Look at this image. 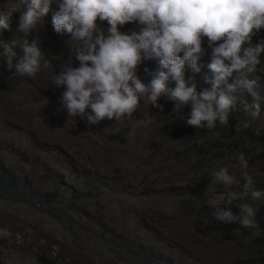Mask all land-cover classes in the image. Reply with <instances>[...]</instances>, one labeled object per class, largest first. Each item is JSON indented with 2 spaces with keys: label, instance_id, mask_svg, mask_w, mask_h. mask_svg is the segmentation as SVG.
<instances>
[{
  "label": "trees",
  "instance_id": "16d2710c",
  "mask_svg": "<svg viewBox=\"0 0 264 264\" xmlns=\"http://www.w3.org/2000/svg\"><path fill=\"white\" fill-rule=\"evenodd\" d=\"M53 3L56 4V2L52 0L51 6ZM141 28L142 27H136L134 25L132 28L125 27L124 30L122 28L119 30L130 34L133 31L139 32ZM34 32L35 31L32 32V41L30 42L36 41L37 46H40V42H42L43 45H47L50 48L47 50V53H42L41 69L33 77L20 75L16 71L15 64L19 62L23 52H19L17 47L15 48L17 55L12 58L13 67L9 70L7 57L2 55L3 51L0 47V83L3 81L5 83V87L0 89V92L10 90L12 93L10 98L0 94V200H3L7 204L23 206L34 209L37 212L55 216L60 219L61 222H64V226H66L65 222L67 216L71 217L76 213H83L88 216V221L89 219L97 220L102 227L105 225L104 220L99 221L94 210V208L99 207L98 203L100 199L94 200V198H99L103 193L111 195L112 198L117 201L116 212H118L119 207L122 208L123 212L130 207L127 203L132 196L131 190H139L136 195L141 197L158 196L164 199L169 196L177 200L188 197L187 200L191 201L190 213L184 212L175 216L172 210L162 212L165 219H174L178 223H180L181 220L185 226V229L182 230L171 227L172 231L177 232L176 235H171L173 239H176L180 243L183 242L186 250H190L193 243L196 242L195 244L198 246L204 241V235L207 236V234L204 233L203 236H199L196 232L198 230H192V224L189 223L190 215L192 216V213H198L210 223L212 228L217 230L216 232L220 233H214L212 236H208L210 239L205 241L207 244L221 246L227 245V243H234V245L229 248L233 264H264V259H260L257 256L258 248H264V198L253 201L250 193L248 195L244 194L243 188L244 183H246L245 174H247L254 181L253 188L264 192V124L257 119L255 120L258 122H249L247 118L236 114L240 110H246L244 108V101L251 104L253 102V97L243 90H238L233 93V95L237 97V103L229 114L228 123L226 125H220L217 120L216 127L210 129L208 135L199 134L197 130L198 127L187 123L191 111L190 105L182 106L179 111H175L174 102L171 100H164L162 104L163 108L171 109V112L166 117V122L158 130V135L161 137L167 136L169 139L182 138L188 140L189 145L185 148L184 152H191L190 156L183 154V150L179 149L177 153H173L168 149L162 148L157 142L158 146H153V144H151V146L149 145V150L151 147L153 154L145 160V167L129 166V158L127 159L128 162H126L125 155L122 154L124 156L123 160L121 159L122 155H120L115 162L110 165L115 167V174L104 170L103 167L100 166L101 164H94L89 160L90 154L86 150L93 145L97 151H103L104 154H108L109 151L112 150L119 152L121 150L119 145L121 142H124L125 136H127L131 128H127L125 131L122 127L116 128L113 132H109L108 136L107 134L96 135V133L92 131L93 129H95L97 133L100 131L101 120L97 123L90 122L88 120V114H91V111L84 115L77 114L73 116L76 120L75 125L78 127H82L84 124L86 125L85 128L77 130L81 132L82 136H72V130L75 127L74 123L70 121L63 126L61 125L60 129L57 131H53V133H59L56 137L55 135L52 136L54 142L49 144V142L44 140L40 143V146L44 148L46 146L47 151L57 152L60 156L63 154V159L70 161L68 165L80 170L77 178H81L82 181L88 185V189H74V185L68 180L67 176L63 172L59 173V169L48 163L42 165L34 162V171L31 172L21 164V162L28 159L27 154L12 148L7 138L1 136L4 132L6 113L11 114V109H13L20 115L25 116L24 112L30 111V109L15 107L16 96L20 94L19 96L22 101L36 97L47 99V93H50V90L46 85H52L55 76L59 75L65 67L80 66V62L76 60L75 55L73 57L69 55L71 51L66 49L68 44L63 40L60 43L56 42V40H47L40 38L37 34H34ZM0 39L4 40L1 35ZM56 39L58 40V38ZM72 39L77 43L76 46L78 49H86L92 43V41L86 38L80 40L72 37ZM261 40H264V38L254 35L252 36L251 43L254 45ZM203 41L207 47V38H203ZM245 47H247V45H245ZM146 60H151L154 63L156 59L152 58ZM197 64L199 65L202 63L197 62ZM158 67L159 62L154 65L148 62L146 64H140L138 65L136 74L137 76L141 75L150 78L151 71L155 72ZM191 70L194 71L189 64L185 66V79L189 85L195 83L198 91L211 88V83L207 81L211 80L213 78L212 76L201 75L197 71L193 73ZM257 72H264V54L261 55V64L257 65L254 72L247 73L243 71L244 75H231L228 77V83H234L238 77L254 79ZM173 85L174 82L170 81L169 86ZM61 86L66 88L64 85ZM221 89H225L224 84L221 85ZM258 102L261 111L257 118L262 119L264 116V95L261 96V99L259 97ZM48 104L52 106L51 103ZM58 104L59 109L66 107L62 99H58ZM31 109L33 113L38 114L42 106L40 108L36 107L35 110H33L34 108L32 105ZM246 111L250 112L249 110ZM66 112L68 113V110ZM128 116L129 115L126 114L119 121L125 120ZM113 118L116 119L115 117ZM257 129L259 130L258 135ZM101 135L102 137H100ZM111 141L114 142L111 144ZM233 151L234 153L236 152V154H244L245 159L248 161V167L255 164L252 170L253 172L247 173V169L243 168L240 173L234 174L236 181H238V183L235 184L239 187L236 192L237 198L232 200L231 203L219 202L209 204L200 202L198 203L199 208H197L196 202L192 198L193 195L196 193L198 194L217 180L213 169L207 170L199 165V170L197 172L194 168L195 164L192 163L193 154L196 152L206 155L213 152L215 157L209 160L220 158L225 159L223 160L224 163H228L230 160L227 159V153H233ZM170 156L174 157L177 162L188 165L186 172H193L196 170L192 175L187 173V175L184 176L187 178H182L187 179V182L175 183L173 181L174 179L162 175L164 169H170V167L166 165L163 166L161 163L163 161L173 163ZM157 157L162 158L161 162L158 161ZM230 163L233 166L237 165L236 160L230 161ZM88 175L89 177H87ZM135 179L140 180L137 183ZM176 180L180 182L183 181L179 180V178ZM102 187H104V189H102ZM97 190L100 191L93 192ZM84 200L89 201L92 207L87 204L84 205ZM243 203H247L257 210L254 219L258 227L245 228L242 225L241 205ZM164 206H166V204H164ZM155 207V204H151L149 208L142 211L135 210V213H141L135 215V217H140V220L144 221L146 227H141L147 230L145 234H151L153 237L154 234L151 230H148V227H151V224L156 222V217L161 213L160 210L155 209ZM217 208L221 210H230L239 218L230 222L218 220L215 216ZM73 209L77 210L71 213ZM132 209H135L134 206H132ZM125 218L128 219H125V221H131L132 219L131 216H125ZM71 219L74 221L73 217H71ZM147 223H149L148 227ZM205 223V221L199 222L200 225H207ZM167 224H169V222H167ZM165 229H167V226H165ZM105 231H107V235L104 238L105 242L102 244L103 247L101 249V254H103L104 257L107 255L110 258H124L128 264H177V260L171 256V250H166L164 247L154 245L153 243L143 244L141 241L137 240L135 236L131 235V230L128 231L126 228H110ZM2 244L3 239L0 237V245ZM51 256L50 254V257H47V262L49 264H53V261H55ZM60 261L61 264L78 263L77 259L73 261H63L60 259Z\"/></svg>",
  "mask_w": 264,
  "mask_h": 264
},
{
  "label": "clouds",
  "instance_id": "9594fccd",
  "mask_svg": "<svg viewBox=\"0 0 264 264\" xmlns=\"http://www.w3.org/2000/svg\"><path fill=\"white\" fill-rule=\"evenodd\" d=\"M51 3L52 0H21L9 11L0 12V33L11 30V17L16 11L21 12L17 30L29 33L48 14ZM21 5L26 10L21 11ZM58 6L52 16L54 31L92 41L86 49L76 51L79 67L67 66L55 76L56 85H66L62 100L69 116L84 115L90 108L88 120L92 123L113 117L119 121L139 107L142 96L163 111L158 100L166 96L174 102L175 111L191 106L189 125L199 128L206 122L207 128L213 129L217 120L220 125L228 123L237 103L233 93L243 90L253 97L251 104L244 101V108L254 119L259 117L256 80L238 77L234 83H228V77L233 71L252 73L261 64L264 40L254 45L251 40L255 32L264 28V0H58ZM98 19L107 21V35L98 28ZM132 22L143 26L139 32L128 34L119 30ZM205 37L211 48L208 67L214 77L207 81L211 83L210 89L198 91L195 83L189 85L186 81L185 66L187 63L194 71L200 70L197 61L205 55ZM0 46L10 70L17 53L12 44L2 39ZM22 51L16 71L33 77L41 69V50L36 41L25 40ZM152 58L158 60L159 67L146 85L137 76V68L145 59ZM170 81L174 82L173 87L169 86ZM222 84L225 89H221ZM238 158L240 167L247 169L244 154L240 153ZM245 177L244 194L250 193L253 201L264 198V192L253 188V179L247 174ZM215 178L229 187L238 183L226 168L216 172ZM236 198L235 193H230L229 203ZM256 211L247 203L241 205V223L245 228L258 227ZM215 216L224 222L239 218L232 211L219 208Z\"/></svg>",
  "mask_w": 264,
  "mask_h": 264
},
{
  "label": "rangeland",
  "instance_id": "374dc122",
  "mask_svg": "<svg viewBox=\"0 0 264 264\" xmlns=\"http://www.w3.org/2000/svg\"><path fill=\"white\" fill-rule=\"evenodd\" d=\"M53 1H55L56 4L53 3L52 6L50 5V11L48 14L36 25L34 28L35 30L32 29L29 33H23L17 30L21 12H13L11 17V30H3L2 33H0V35L4 38L3 42L12 44L14 51L17 47L19 52H23L22 48L24 41L27 40L29 43H32L30 42L32 41V32L35 31L34 34H37L40 38L56 40L58 43L63 40L66 44H68L66 49L71 51L69 55H72L73 57L78 50V47L76 46L77 43L72 39L73 36L69 33L58 34L53 29L52 16L59 10L58 0ZM20 3L21 0H0V12H7L14 5H19ZM24 10H26V8L21 5V11ZM97 25L98 28L102 29L105 35H107V29L109 27L107 21H99L98 19ZM134 25L136 27H143L137 22H132L127 23L120 28L124 30L125 27L132 28ZM254 35L264 38V28L255 32ZM56 38H58V40ZM202 46L206 51L205 55L197 61L202 63L199 65L197 64L200 69L198 73L214 77V73L208 67L211 62V48L208 46L206 47L204 41ZM0 47L2 51H4L3 47ZM38 47L41 50V53H47V50L50 48L47 45H43L42 42H40V46ZM181 55L183 54L181 53ZM147 62L154 65L158 63V60L156 59L153 63L151 60L145 59L142 64H146ZM186 65L188 66V64ZM191 71L194 73L193 70ZM153 73L154 71H151L150 78L143 77L141 75L138 76L142 82L147 85L152 79ZM237 74L244 75L243 72L238 73L233 71L232 73V75ZM255 75L256 77L254 79L257 83L254 87V91L258 93L261 99V96L264 95V72H257ZM46 86L50 90V93H47V99H40L36 97L22 101L19 96L20 94L15 97V107L17 106L20 109H30V111L24 112L25 116L20 115L13 109H11V114L6 113L4 132L1 136H5L7 138L10 142L9 145L12 148L27 154L28 159L21 162V164L28 168L31 172L34 171V162L42 165L48 163L49 165L55 166V168L59 169V173L63 172L67 176L68 180L74 185V189H88V185L82 181L81 178H77L80 170L68 165L70 161L64 160L62 157L63 154L60 156L57 152L54 153L52 151H47L46 146L45 148L40 146V143L44 140L49 142V144L54 142L52 136L55 135L56 137L59 133L56 134L53 133V131H57L60 129L61 125L63 126L67 122L71 121L74 123L75 128L72 130V136H82L81 132L77 130H81L86 126L85 124L82 127L75 125L76 120L73 116L68 115L66 107L59 109L58 99H62L66 88H63L61 85H56L55 83ZM4 87L5 83L3 81L0 83V89ZM0 94L6 96L7 98H10V95H12L10 90L2 91ZM164 100L170 101L166 96H161L158 103L163 104ZM48 103H51L52 106ZM32 105L34 108L33 110H35L36 107L40 108L42 106L41 111H39L38 114L33 113L31 109ZM89 111H91L90 108L86 109L85 114L89 113ZM170 112L171 109L168 108H163V111H161L160 108L153 106L151 102L145 101L142 96L139 107L125 120L117 121V119L114 118L111 120L108 118L102 119L100 131L98 133L95 129L92 131L93 133H96V135L107 134L108 136L109 132H113L114 129L120 127H122L124 131L127 128L131 129L129 130L130 132L127 136H125L124 142L120 143L119 146L121 150L119 152L112 150L109 151L108 154H104L103 151H97L95 147L91 145L86 150L90 154L89 160H91L94 164H101L100 166H102L104 170L113 174L116 173V170L114 169L115 167L110 165H112L122 154L125 155L126 162H128L127 159L129 158V166L145 167V160L153 154L151 147L149 150V145L151 146V144H153V146H158L157 142L162 146V148L168 149L173 153H177L179 149L183 150V154L190 156L191 152H184L185 148L189 145L188 140L182 138L169 139L167 136L161 137L158 135V130L166 122V117ZM236 114L247 118L249 122H258L255 120L257 119L264 124V116L262 119H254L250 115V112L246 110H240ZM204 124V127H199L197 130L201 135H208L210 133V129L207 128L206 122H204ZM100 137H102V135ZM113 142L114 141H111V144ZM213 154V152L206 155H204V153L198 154L196 152L193 154L192 163L196 165L197 168L195 165L194 168L197 172L199 170V165L207 170L213 169L215 173L221 168H226L229 175L232 176L243 170V168L240 167V161L238 158L239 155H237L239 153L236 154L234 151L233 153H227V159L230 161H237V165L234 166L231 165L230 161L228 163H224L223 160L225 159L219 158L209 160L215 157ZM157 158L158 161L161 162L162 158ZM170 158H172L171 160L173 163L169 161H163L161 163L163 166L166 165L170 167V169L165 168L162 175L174 179L173 181L175 183L187 182V179L182 178H187L184 177L187 173L192 175L196 170L193 172H186L188 165L177 162L172 156H170ZM121 159H124L123 155L121 156ZM254 167L255 164L249 166L246 172H253L252 170ZM87 177H89V175ZM178 178L183 181H177L176 179ZM139 180L140 179H135V182L138 183ZM102 189H104V187H102ZM238 189L239 187L235 183L229 187L222 181H215L198 194H194L192 198L195 200L197 208H199L198 203L200 202H206L209 204L229 202L230 193L236 194ZM99 191L100 190L93 192ZM138 191L139 190L137 189L130 191L132 192V196L127 203L130 207L125 210V212H123L121 207H119L118 212H116L117 201L114 200L111 195L103 193L99 198L95 197L94 200L100 199V202L98 203L99 207L94 208V210L99 221L104 220L105 225L102 227L97 220L89 219L88 221V216L83 213H76L72 215L71 217L74 218V221L70 216H67L65 222L66 226H64V222H61V220L55 216H51L43 212H37L36 210L29 209L27 207L7 204L3 200H0V237L3 239V244L0 245V264H49L47 262V257L49 258L50 254L52 255L51 258L55 260L53 261V264H61L60 259L63 261H73L74 259H77V264H128L124 258H110L107 255L104 257L103 254H101V249L103 247L102 244L105 242L104 238L107 235V231L105 230L110 228H126L128 231L131 230V235L135 236L137 240L141 241L143 244L153 243L154 245L164 247L166 250H171V256L177 260V264H233L229 248L234 245V243H227V245L221 246L207 244L205 241L210 239L208 236H212L214 233L218 232H216L217 230L212 228L210 223L198 213H192V216L190 215L189 223L192 224V230H198L196 232L199 236H203L204 233L207 234V236L204 235L203 242H201L198 246L195 242L192 244L193 249L191 248L190 250H186L183 242L180 243L171 237V235H176L177 233L172 231L171 227L176 228L177 230H182L185 229V226L181 220L180 223H178L174 219H165L162 212L172 210V213L175 214V216L179 213H190L191 201L187 200L188 197H185L182 200H177L174 197L169 196L164 199H161L158 196L141 197L136 195ZM83 204H87L92 207V204H90L89 201L84 200ZM151 204H155V209H159L161 212L156 217V222L151 224V227H148L149 223H147L148 230L152 231L154 237L151 234H145L147 230L144 228L146 227L144 221L140 220V217H135V215L141 214L135 213V210L142 211L149 208ZM164 204H166V206H164ZM132 206H134V210L132 209ZM75 210L77 209H73L71 213ZM125 216H131V221H125V219H127ZM200 221H205V224L208 226L200 225ZM167 222H169V224H167ZM165 226H167V229H165ZM257 256L260 259H264V248H258Z\"/></svg>",
  "mask_w": 264,
  "mask_h": 264
}]
</instances>
